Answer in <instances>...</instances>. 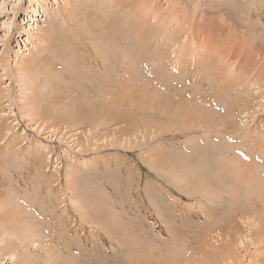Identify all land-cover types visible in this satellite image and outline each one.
<instances>
[{
    "label": "rangeland",
    "instance_id": "rangeland-1",
    "mask_svg": "<svg viewBox=\"0 0 264 264\" xmlns=\"http://www.w3.org/2000/svg\"><path fill=\"white\" fill-rule=\"evenodd\" d=\"M147 1L135 0L136 9L133 13L130 10L131 7H127L128 3L122 2L114 5L110 0H0V124L7 122V125L14 126L13 130L9 131L10 134L0 143V156L3 149L10 150L11 147L15 149L17 147L20 149L17 157L22 160L21 163L13 162V156L9 158L10 167L8 170L15 175V182H11V189L14 186V188L16 187L15 192H18V194L14 193L12 198L26 204L29 203L28 199L31 197L27 190L32 185L31 182H34L31 177L33 175L32 155H35L39 148L38 158L42 154L40 152H43L44 156L41 164L45 177L50 178L56 174V177L52 179V191L55 194L58 210L67 209L66 212L70 218L76 221L71 223L73 230L76 228L74 226L76 223L77 226L80 223L83 224L82 234L87 236V240H84L87 242V264H117V255H122L121 252L125 249H122L124 246L121 245V239H119L121 243L114 241L112 246L109 238L104 235L103 239L107 243V247L104 245L106 243L95 237V232L92 230L97 231L96 228L85 220L83 221L82 215L86 210L78 209L72 202L74 200L71 201L79 193L80 197L82 194L88 200L92 195L90 202L99 200L98 203L101 204L102 200V205L108 209L115 208L117 211L123 212L120 213L122 225L120 224L121 227L115 230L119 238L123 237V226L127 224L125 227H128L125 230L133 231L127 232L129 236H131L130 234L134 235V232L138 230L136 236H141L140 238L143 239L150 237L145 240V243L153 242L152 248L162 257L170 255L175 258V256L177 257L175 254L181 255V257L178 256L179 258L177 257L180 261L179 264H214L207 253H217L224 241L229 239L227 238L229 232L234 234L237 255L228 264H264L263 197H259V201H257V197L251 198L247 194L244 196L246 193L244 191H242L244 194L240 193L242 195L238 196V199L230 197L229 193L221 194L216 189L210 190L211 187H215L214 180L211 181L214 186L209 184L211 186L208 190L199 193L197 190H187L182 186L187 181L179 179V175H173L172 172L165 169L154 171V168L149 164L150 160L148 161L150 158L146 157L151 154L152 147L161 143L160 146L165 150L172 152L175 150V155L182 154L186 157L195 155L194 159H197L199 154L211 153L207 150H212V145H217L220 142V137L224 136L227 143L237 145L234 153H241L242 156H247V159L252 156L257 161L259 158L264 159V0H151L152 8L157 11L149 10V12L146 11L145 6ZM81 6L87 8L85 7L86 9L82 11ZM73 7L74 9H72ZM79 11H82L81 14L85 12V15H79L80 20L84 23L83 28H86L90 22L92 26L96 27V34L100 35L101 33V37L114 26V29L108 31L113 41H108L103 49L97 48L102 57L106 58L105 61L96 60L98 57L94 52V47L87 41V45L91 49L90 51L87 48L88 53L94 52L89 58L95 60L94 69L89 68L90 70L84 73L87 81L82 79L83 71L81 69L68 67L67 55L71 56H68L70 59L75 57L78 51H81L80 47L73 46L74 49L71 45L62 46L57 42L54 44L52 41L55 39L52 37L58 35V37H62L59 30H54L57 28L56 24H59V20L62 19L65 25L73 24L74 19L77 18L74 16ZM81 16L84 17L81 19ZM140 20L144 22L143 25ZM126 23H133L131 30H127ZM72 32L82 39L78 32ZM145 33L150 35V40H146L145 45L147 46L144 48L141 43ZM89 36L93 37L91 34ZM58 40H63V37ZM93 40V45L99 43L98 40ZM100 42L103 44L101 38ZM197 42H204L206 50H203ZM185 48L193 49L192 60L194 62L191 68L199 67L200 69L192 74L188 73L186 76L184 74V77L176 74L183 67L181 65L179 68L177 62ZM65 50L68 53H65ZM158 52L162 54V60L159 58ZM199 53L204 57H199ZM222 53L225 59H222L223 61L220 63L219 59L222 58ZM134 55L138 56L133 59L135 62L130 60ZM206 59L216 62L214 63L217 65L216 71L212 75L207 73V66L199 64ZM53 61L59 66L54 70L51 68L52 66H49ZM165 62L167 63L165 64ZM130 63L131 65L134 63L133 68L138 65L139 72L133 73L134 82L132 83V80L129 82V88L134 86L140 89L142 83L146 84L154 78L157 80L158 77L159 84L162 86L161 88H165V92L168 88L174 91L176 87L173 85L175 84L178 87L190 86L188 93L189 95L192 93L191 96L198 93L195 92L197 87L198 90L202 88L201 91L205 92H199L201 94L198 93V96L210 101L208 104L211 103V109L217 113L230 116L227 130L226 127L221 126L213 134L202 127L203 123H200L196 129H193L194 131H180L177 117H173V119L170 117L171 122H167L165 117H162L161 119L164 121L161 124L165 122L164 128L168 131L157 136L153 129L156 125L152 122V117H147L151 116L150 110L147 105L143 104L147 102V99L149 100V96L142 97L143 103H141L127 88L122 89V94L129 93L130 95H124L127 99L119 110L126 117H118L119 119L117 117H108V119L107 117H91L90 115L88 117H72L70 108L75 103L89 106L93 108V112L110 104L111 94H108V99L105 102L100 97L103 91L101 85L105 78L104 64L110 68L116 65L115 69L117 70L113 69L114 73H117H113V79L117 81L120 78L126 80L131 77L127 70L131 66ZM29 65H34L33 69L29 70ZM163 70L164 72H162ZM156 72L157 74H155ZM159 73L163 74L159 75ZM33 74L36 85L34 87ZM48 74L51 75L50 78ZM151 77L152 79H150ZM57 82L59 84H56ZM194 88L195 90H193ZM136 95H139L138 91H136ZM57 100L62 102L53 105ZM52 102L53 107H50ZM231 105L235 106L236 112L233 111V114L227 112ZM132 113L135 115L131 116ZM56 114L59 117H56ZM69 114L71 117H62L69 116ZM51 115H55V117H51ZM234 121L237 122L236 131L230 127ZM220 122H224V117H220ZM152 124L154 126H151ZM225 130L231 132L233 137H227ZM112 133L113 135L120 134L128 140L131 137L132 142L121 147L108 146L112 143L110 141ZM16 142L18 143L16 144ZM138 144L139 146H137ZM209 144L210 147H208ZM198 147L201 148V151L206 150V153H204L205 151L195 152ZM196 153L199 154L196 155ZM225 153H228L226 155L230 154L229 157H231L233 151ZM211 155H207L209 164L218 167L221 162V160L218 161L219 156ZM213 156L216 159L210 158ZM246 162L249 161L246 160ZM73 166L79 168L75 180L74 174H72L75 172ZM0 167H3L1 162ZM82 171L83 173H81ZM261 171H263L262 176L264 177V169ZM8 181L9 179H5L0 172L1 196H4V192L9 186ZM158 186L164 187L162 190L164 194L161 196L160 193L157 194ZM245 187L244 185L243 189ZM263 187L264 185H262V195H264ZM42 188L44 187L42 186ZM30 191H33V188ZM88 191L93 193L89 195ZM56 196L58 197L56 198ZM248 197H250V202L256 203V207L251 210L254 211L257 208L259 212L255 210V214L252 213V215L249 211L245 214L246 218L240 213L236 217L234 213L229 214L234 219L229 223V229L223 228L226 222L222 220L229 216L226 210L229 208L231 198L236 199V202L239 201V204L242 202L241 204L248 205L250 203ZM255 198L256 200H253ZM43 199L45 201L48 197H43L42 202H44ZM161 199L163 207L160 205ZM173 201L180 204L179 209L175 207ZM45 202L49 203V200ZM155 205L160 206L161 214L168 217L167 223H164L163 219L156 215ZM168 206H170L169 209H167ZM166 210H170V212ZM41 213L43 214V212ZM52 214L50 212L48 215ZM37 217L40 218L38 215ZM208 224L210 225L208 226ZM204 225L206 227H203ZM207 226L211 228L212 233L203 236L202 234L208 229ZM201 228L205 229L201 230ZM141 230L144 234L149 233L154 241H151L152 238L148 234L145 237ZM202 236L206 237L205 241L202 240ZM12 237L9 239L20 244L18 240V242L16 241V237ZM172 245L173 248H170ZM81 246L74 243L75 252H77L74 255H78ZM174 246L176 247L174 248ZM3 247L4 242L0 241V264H15V258L6 255ZM34 247L37 257L40 258L33 257L31 259L38 260V263L49 264L50 260L44 252H40L41 250L36 245ZM165 248L167 249L166 255ZM169 248L174 250L173 255ZM19 249L22 250L23 245ZM219 262L218 264H222Z\"/></svg>",
    "mask_w": 264,
    "mask_h": 264
},
{
    "label": "bare ground",
    "instance_id": "bare-ground-1",
    "mask_svg": "<svg viewBox=\"0 0 264 264\" xmlns=\"http://www.w3.org/2000/svg\"><path fill=\"white\" fill-rule=\"evenodd\" d=\"M110 1L114 5H118L119 3L126 2V3H128L127 7H131L130 10L133 13H135V10H134V9H136L135 0H110ZM70 4H71V1H70ZM145 6L147 8V10H146L147 12H149V10L157 11L156 9L152 8L151 0H148L147 4ZM85 7L86 6H84V7L81 6L80 9H82V11H84L87 8V7L86 8ZM72 9H74V7ZM82 11L76 12V15L74 16V18L75 17H77V18L74 19L73 24L65 25V22L62 19H60L59 24H56V25H58L57 28L54 30H56V31L59 30V33L63 37V40H58V39H61L62 37H58L59 36L58 35L57 36L58 38H57L54 35L55 37H52V38H55V39H52V41L54 44H56V42H57V44H60L62 46H64V45L66 46V44H67V45H71V47H73V46L76 47L77 45H78L77 46L78 48L80 47L81 51H78V53L75 55V57H72L70 59L71 56L68 54L67 55L68 59L67 58L66 59L68 60V67L69 68L70 67H76V68L81 69L83 71V73H81V77H82V79H85L87 81L84 73H87L90 70L89 68H92V70H93L94 69L93 63H95V60H93V59L91 60L89 57H91V55H93L95 52V54L98 57V59H96L97 61L100 62V61L106 60V58L102 57L100 50L97 48L100 47L101 49H103L105 44L108 41L109 42L113 41V39H112L111 35L108 33V31L114 29V26H112L111 29L107 30V32L104 34V36L101 37V33H100V35L96 34L97 29H96V27L92 26L90 22L87 24L88 26L86 28H83L84 23H82V21L80 20V17H79V15L82 13ZM81 15H85V12H83V14H81ZM86 16H87V14H86ZM82 17H84V16H81V19H82ZM143 21L145 22L144 19H143ZM143 21H141L142 25L144 24ZM126 25H127V30H131V28L133 27V23H126ZM51 30L53 31V29H51ZM72 31L78 32L79 35L82 36L83 40L80 39L78 36H76ZM149 32H150V28H149ZM89 34L93 35V37H90ZM149 36L150 35L148 33L143 34V42L141 43L142 47L144 46V48H145V46H147V45H145V43H146V40L147 41L150 40ZM100 38L102 39L103 44H101ZM93 39L98 40L99 43H97V45H93L94 44ZM144 39H145V41H144ZM87 41L89 42L88 43L89 45L94 47V52L92 51V52L88 53L89 51L87 50V48H89V47L87 45ZM204 42L203 43L197 42V43L199 45H201L203 50H206V47H205L206 45ZM90 43H92V44H90ZM187 49L188 48H185V51L181 55V58L178 60V62L176 61L179 64V68L181 67V65L183 66L180 69L179 73L176 75H180V76L183 75L184 76V74H185V76H186L188 73L192 74L193 72H195V71L197 72L200 69L199 67L196 69L191 68V65L194 62L192 60V56L194 55V54H192L193 49L192 48H190L188 50ZM89 50L91 51L90 48H89ZM65 53H68V51L65 50ZM137 55H138V53H137ZM68 56H70V57H68ZM135 56L136 55L131 57L130 60H133L135 58ZM158 56L162 60L163 56L160 52H158ZM201 56H202L201 53H199V57H201ZM65 57H66V55H65ZM136 57H138V56H136ZM202 57H204V56H202ZM221 57L222 58L219 59L220 63L225 59L223 53H222ZM156 59H157V57H156ZM69 60H70V62H69ZM212 61L209 59H206V60H204V62L202 61L199 63V64H202V66H204V65L207 66L206 67L207 73H209L210 75L215 73L216 66H217L214 64L216 62L214 60H212ZM166 63L167 62H165V64ZM133 64L134 63H132V65ZM199 64H198V66H200ZM130 65H131V63H130ZM132 65L129 67V69H127L129 74H130L129 76H131V77H129L126 80H121V78L119 77L120 80L115 81L113 79V73H114V69H115L116 65H115V67H113L114 68L113 69V68H110L104 64L103 66H104L105 78H104L103 83L101 85V87L103 88V91L101 92L100 97L105 102L108 99V97H107L108 94H111V97L109 100L110 104H106V105L100 107L99 110H96L98 112H96V111L93 112V108L86 106V105L83 106L82 104H79V103H75L70 108V113L72 114V117H88V115H90L91 117H107V119H108V117L109 118L110 117H117V118L118 117H126L125 114L119 110L121 109L123 103L125 102V99H127V97L124 96L126 94H124V95L122 94V89L127 88L128 91L131 92L132 95H134L136 99L141 101V103H143L142 97H144V96L148 97L149 96V100L147 99V102L143 103V104L147 105V108H149V110H150L151 116H147V117H152V120H153L152 122H154L156 125L155 127H153V129H154V132L157 133V134L155 133V135H157V136L159 134L162 135V133H164L165 131L166 132L168 131V129L166 130L164 128L166 126L165 122H164V124H161V122L164 121L163 119H161L162 117H165L167 122L170 121V119H169L170 117L172 119H173V117L174 118L177 117L176 119L179 120V122H177V125H178V128L180 131H184V130H187L186 132H188V130L192 131L193 129H196L200 123H203L202 127H205L208 131L213 132V134H214V132H216L218 130L217 128L221 127V126L226 127V130H227V126L229 124L228 120H229L230 116H225L219 112L217 113L214 109H211L212 104L211 103L208 104L210 101L208 102V100L203 99L204 97L202 98L199 95L201 97L200 98L198 96L199 92H201V93L205 92V91H201L202 88L201 89L199 88V90H198V87H197L196 88L197 91L194 88L193 90H195V92H198V93L194 94L192 96H191L192 93H190V95L188 93V88H190V86H183L182 87L180 85L181 87H178V85L175 84V85H173V87H176V88H174L175 89L174 91H171V89L168 88L167 92H165L166 91L165 88H161L162 86L159 84V77L157 78V80H154L156 78L152 79V77H151L150 79H152V81H149L146 84L142 83L141 84L142 88H140V89H137L134 86H131L129 88V82L131 80H132V83L134 82V79H132L133 73L139 72L138 71L139 70L138 65L135 68H133V66H135V65H133V66ZM49 66L50 67L52 66L51 68L53 70L57 69V67H59L55 61L51 62ZM33 67H34V65H29L28 69L31 70V69H33ZM53 70H51V71L54 72ZM115 70H117V69H115ZM157 70H158V68H157ZM30 72H32V71H30ZM162 72H164V70ZM116 73H114V74H116ZM155 74H157V72ZM160 74H163V73H159V75ZM50 77H51V75H49V78ZM124 78H126V77H124ZM34 81H35V77L33 74V77H32V83L34 84V85L32 84L33 87L36 86ZM185 81H187V78H185ZM154 82H156L157 84L156 83L153 84ZM56 84H59V82H57ZM34 90H36V89H34ZM136 91H138L139 95H136ZM201 93H199V94H201ZM128 94L126 96L130 95V94L129 95ZM132 97H131V99H132ZM239 100L241 101V97ZM61 102L62 101H59V100H57L54 104L52 102L50 107H53L52 104L58 105ZM200 103H203L205 106L200 104ZM206 106H209V107H206ZM234 109H235V106L232 107V105H231V107L229 108V111L227 110V112L229 114H233V111H235ZM32 112H33V110H32ZM134 115H135V113L131 114V116H134ZM51 117H55V115L54 116L51 115ZM56 117H59V116H57V114H56ZM62 117H71V116L69 114V116L64 115ZM220 117H224V122H222V123L220 122ZM5 123L6 124H0V143H2L3 140H5L6 136L8 134H10L9 131L13 130V127H14V126H11L10 124L7 125V122H5ZM173 123L175 124L176 122H173ZM234 123H235V121H234ZM234 123L230 127H233V131H236L238 128L236 126L237 122L235 124ZM151 126H154V125L152 124ZM225 135L227 137L228 136L233 137L232 136L233 134L229 131H226ZM110 138H111L110 141H112V143H110L108 146L114 145V146H120L121 147L122 145L126 146V145H128V143L132 142L131 137H129L131 140L130 141V140H128V138L120 136V134H117V133H115L114 135L112 133V136ZM194 139H193V141H194ZM137 141H139V140H137ZM17 143L18 142H16V144ZM210 144L208 145V147L211 146ZM160 145H161V143L152 147V149H150L151 154L146 155V157L150 158V159H148V161L150 160L149 164L151 165V167L154 168V171L155 170H157V171L162 170L163 171V169H165V170L172 172L171 174H173V175H177V176L179 175L180 176L179 179H181L183 181H187L186 184L182 185L185 189L190 190V191L197 190V192L199 193L200 191L210 189L211 185H209V184H212L211 181L214 180V183H215L214 185L216 188L211 187L210 190L216 189L221 194L222 193H229V196L231 194L230 197H232V196L235 198L237 197V199L240 197V195H242L240 193L242 191H244V192H246L245 194L242 192L244 194V196L247 194L248 196L250 195L251 198L257 197V199H258L257 201H259V197H263L262 199H264V195H262V192H263L262 191V185H264V177L262 176L263 171H261L262 169H264V159L259 158V161H257L256 158L253 156L248 157L249 159H247L246 158L247 156L246 157L242 156L243 154H241V153L240 154L238 152L234 153L235 146H237V145L227 143L224 139V136L220 137V142L217 145L216 144L212 145V147H213L212 150H210V149L207 150V151H211L212 155L216 154L217 157L219 156L220 159L218 161L220 162V160H221V162L218 165V167H216V166L213 167L212 164H209L207 155L210 156L211 153L207 154L206 150H204L205 152L203 150L202 151L204 153H206L207 155L206 154L200 155L199 153H196V155L197 154H199V155H197V159H194L195 155H193V157L192 156L186 157V156H182V154H177L178 155L177 156V155H175L176 153H174V152H176L175 150H174V152H172L170 150H165V148H163ZM137 146H139V144ZM195 147H197V146H195ZM246 148L248 149V147H246ZM38 149H37L35 155L31 154L32 160H33L32 164H31L33 167L32 168L33 169V171H32L33 175L31 177L34 180V182H31L32 185L27 190L29 193V196L31 197V198L29 197L30 199H28V202H29L28 204H26L24 202H20L19 200H16L15 198H12V195H14V193L18 194V192H15L16 187L14 188V186L11 189V182H15V179H14L15 175L13 174L12 171L8 170V167H10L9 166L10 165L9 158H10V156H13V158H14L13 162L19 161L21 163L22 160L18 159V157H17L20 153V149H18L17 147H16V149L11 147L10 150L5 148L2 150V153L0 156V162L3 163V167L2 168L0 167V172H1L2 176L5 177V179L6 178L9 179V181H8L9 186L7 187L6 191L4 192V196H1V194H0V241L4 242V247H3L4 252L10 258H13V257L15 258V260H16L15 264H17V263H21V264H39L40 263V264H42L41 262L38 263V260L33 261L34 259L33 260L31 259L33 257L34 258L36 257L37 259L40 258V257H37L38 255H36L37 251L35 250V247H34V245H36L41 250L40 252H44L45 256L48 257V260H50L49 264H80V263L87 264V242L84 241V240H87V236H85V234H82L83 233L82 232L83 231V228H82L83 224L80 223V225L77 226V223H76L74 225L76 228L73 230L72 229L73 225L71 226V223H74L76 221H74L72 218H70V215L68 214V212H66V210H67L66 208L61 210V211L58 210V207H57V204L55 201V194H53V191H52V188H53V185H52L53 180L52 179H53V177H56V174L54 173L55 175L54 176L51 175L52 177H50V178L45 177L44 172H43V166L41 164V161L43 163L44 156H43V152H40L42 154H40V158H38L39 157V153H37ZM204 149H206V148H204ZM194 150H192V151H194ZM231 150L233 151V154H231V157H229L230 154L226 155L228 153H225V152H230ZM196 151L200 152L201 148L198 147V149H196L195 152ZM195 152H194V154H195ZM179 155H181V156H179ZM253 155H255V153ZM227 157H229V158H227ZM257 157H259V156H257ZM210 158L216 159L214 156L210 157ZM39 159H40V162H39ZM46 160H45V162H46ZM213 160H212V162H213ZM246 160L249 162H246ZM14 166L17 167L16 164H14ZM72 168H74L73 171H75L72 173V174H74L73 178L75 180L76 179L75 177L77 175V171L79 170V168L77 169L74 166ZM81 173H83V171ZM30 174H32V173H30ZM72 174H71V176H72ZM139 176L141 177V175H139ZM22 178H24V177H22ZM244 185L246 187L243 189ZM42 186L44 188H42ZM159 186L161 187V185H159ZM160 187H159V190L157 191V194L160 193V196H161L164 194L162 192L164 187H162V188H160ZM31 188H33V191H30ZM155 188L157 189V187H155ZM100 189L102 190L101 187H100ZM182 190H184V189L182 188ZM96 191H97V189H96ZM76 192H77V190H76ZM91 193H93V192H91ZM91 193H90V191H88L89 195ZM79 194H76L75 199L72 198L71 201L74 200L72 202H73V204H75V207H77L78 209L86 210L82 215V217H84L83 221L85 220L86 222H88L89 224L93 225L96 228L97 231L92 230L95 232V237H97L103 243H106V242H104V239H103V237L105 235L106 237L109 238L108 240H110V243L112 246L114 244V241L120 242L119 239L122 240L121 245L124 246L122 249L123 250L125 249V251L121 252L122 255H120V254L117 255L118 256V258L116 257L117 264L118 263L119 264H179L180 263V261H178V259H177V257L179 256L178 254H175V255H177V257L175 256V258H174V256L172 258V256L169 255L170 256L169 257L166 255V253H167L166 248H165L166 249L165 250L166 256L162 257L161 255H159V253H156V251L152 248L153 242H151V244L146 242L147 244H150V245H147L145 243V240H147L150 237L143 239V238H140L141 236L140 237L136 236V233L138 230L136 232H134L135 233L134 235L130 234L131 236H129V234H127V232L131 233L133 231L132 230L129 231V229H128V231L125 230V228L127 229V227H128V226L125 227L127 224H125V226H123L124 227L123 237L119 238L118 237L119 235H118V233L115 232V230H118V227H121V226H119L121 224V219H120L121 214L120 213H123V212L122 211L120 212L118 210L119 211V213H118V211L115 208L114 209H108L107 207H105V205L104 206L102 205V200H101V204L98 203L99 200H98V202H95V201L90 202L89 200L92 198V195H91V197L89 196L90 198L88 200L87 198L85 199L82 196V194L80 197ZM191 194H194V193H191ZM45 196L48 197V199H46V200H49V203H47L48 201L45 202L46 200L44 201V199H43L44 202H42V198ZM244 196H242V197H244ZM57 197L58 196H56V198ZM101 197H102V195H101ZM101 197H100V199H101ZM249 198L250 197H248V201H249ZM155 199H157V197ZM155 199H154V201L156 202ZM58 200H59V198H58ZM228 200H230V199H228ZM239 200H241V199H239ZM253 200H256V198ZM59 201H61V200H59ZM111 201H112V199H111ZM238 202H236V199L233 200V198H231V203L229 205V208L226 210L228 215L234 213L235 214L234 216L236 217L240 213L242 216V215H245L246 213H249V211H250V214H252L255 212V210H257V208L254 211L251 210V208L256 207L255 202L249 201L250 203L248 202L249 203L248 205L247 204L246 205L241 204L242 202L239 204ZM163 203H165V201H163ZM245 203H247V202H245ZM59 204H61V203H59ZM173 204L175 205V207L177 209H179L180 204L177 201L176 202L173 201ZM262 204H264V203H262ZM160 205L162 207L164 205V204L162 205V199H161ZM166 205H168V204H166ZM31 207H32V210H31ZM154 207H155V210L157 212L156 215H158L161 219H163L164 223H167L166 220H168V217L166 218L165 216H163L161 214L160 209H159L160 206L155 205ZM169 207L170 206H168L167 209H169ZM35 209H36V212H35ZM205 210H207V209H205ZM168 211L170 212V210H168ZM1 212H4V213L2 214ZM41 212H43V214ZM50 212L53 213L51 216L48 215ZM256 212H259V210H257ZM40 213L42 214V216L40 215ZM37 215L40 216V218H38ZM36 218H37V220H36ZM245 218H246V215H245ZM233 219H234V217L232 215H229L227 218H224L222 221L226 222V225H224L223 228L229 229L230 228L229 223L232 222ZM218 220H220V219H218ZM46 221H49V223H46ZM132 222L135 223L133 220H132ZM218 223H219V221H218ZM140 225H141V222H140ZM209 225L210 224H208V226ZM216 225H218V224H216ZM134 226H135V224H134ZM208 226H207L208 229L202 234L203 236H206L208 233H212L211 228H209ZM143 227H145V226H143ZM203 227H206V226L204 225ZM212 228H215V227H212ZM135 229H137L136 226H135ZM203 229H205V228H203ZM203 229L201 228V230H203ZM119 231H120V228H119ZM141 231L143 232V230H141ZM141 231H139V233H142ZM200 232L202 233V231H200ZM143 234H144V232H143ZM143 234H140V235H143ZM146 234L149 235V233H146ZM146 234H144V236ZM148 235H146V236H148ZM12 236L16 237L15 238L16 241L18 240L20 242V244L23 245L22 250L19 249V247L22 245H20L19 243H15L13 240L9 239ZM149 236H151V235H149ZM200 236H201V234H200ZM233 236H234V234H231L229 232V235L227 236V238H229V239H226L224 241L223 245L220 246L217 253H207L208 257L212 258V260L211 259L210 260L213 261L214 264H218L219 261L222 264H228L229 262L233 261L234 257L237 255V251H236L237 249L235 248L236 244L234 242ZM14 237H12V238H14ZM151 238H152V236H151ZM205 238L203 237L202 240L205 241ZM153 239L154 238H152L151 241H154ZM73 242L77 246L82 245L81 246L82 248L80 249L81 251L78 252V255H74L77 252H75L76 250H75ZM149 242H150V240H149ZM104 245L107 246V243ZM149 246H151V247H149ZM175 247L176 246H174V248ZM118 248H119V246H118ZM170 248H173V245ZM170 248H169V250H172ZM155 249H157V248H155ZM175 251H177V250H175ZM182 252H183V250H182ZM117 253H119V252H117ZM170 253L173 255L174 250L170 251ZM163 255H164V252H163ZM179 257H181V255ZM42 258H43V256H42Z\"/></svg>",
    "mask_w": 264,
    "mask_h": 264
}]
</instances>
